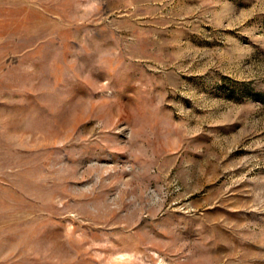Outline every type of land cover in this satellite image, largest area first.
<instances>
[{"label": "rangeland", "instance_id": "374dc122", "mask_svg": "<svg viewBox=\"0 0 264 264\" xmlns=\"http://www.w3.org/2000/svg\"><path fill=\"white\" fill-rule=\"evenodd\" d=\"M0 264H264V0H0Z\"/></svg>", "mask_w": 264, "mask_h": 264}]
</instances>
